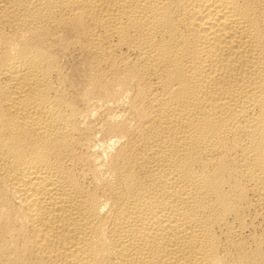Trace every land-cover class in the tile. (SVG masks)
Masks as SVG:
<instances>
[{
	"label": "bare ground",
	"instance_id": "1",
	"mask_svg": "<svg viewBox=\"0 0 264 264\" xmlns=\"http://www.w3.org/2000/svg\"><path fill=\"white\" fill-rule=\"evenodd\" d=\"M0 264H264V0H0Z\"/></svg>",
	"mask_w": 264,
	"mask_h": 264
}]
</instances>
